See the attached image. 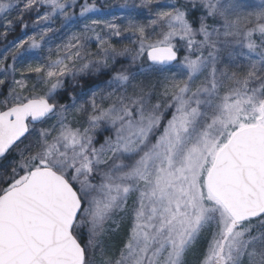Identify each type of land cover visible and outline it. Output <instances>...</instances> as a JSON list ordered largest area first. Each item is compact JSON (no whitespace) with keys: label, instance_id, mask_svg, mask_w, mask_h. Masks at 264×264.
I'll use <instances>...</instances> for the list:
<instances>
[{"label":"snow or ice","instance_id":"1","mask_svg":"<svg viewBox=\"0 0 264 264\" xmlns=\"http://www.w3.org/2000/svg\"><path fill=\"white\" fill-rule=\"evenodd\" d=\"M0 264H264V0H0Z\"/></svg>","mask_w":264,"mask_h":264},{"label":"rangeland","instance_id":"2","mask_svg":"<svg viewBox=\"0 0 264 264\" xmlns=\"http://www.w3.org/2000/svg\"><path fill=\"white\" fill-rule=\"evenodd\" d=\"M100 2H103V0H100ZM107 2L111 3L114 2V0H107Z\"/></svg>","mask_w":264,"mask_h":264}]
</instances>
